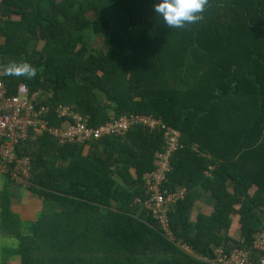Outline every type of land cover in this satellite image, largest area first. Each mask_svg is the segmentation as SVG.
<instances>
[{"label": "trees", "instance_id": "1", "mask_svg": "<svg viewBox=\"0 0 264 264\" xmlns=\"http://www.w3.org/2000/svg\"><path fill=\"white\" fill-rule=\"evenodd\" d=\"M158 2L4 0L3 65L26 61L38 71L2 78L9 94L25 83L39 105L71 106L92 126L144 114L177 129L182 147L163 187L187 189L169 213L178 241L201 255L249 248L264 231V0H209L205 20L184 29L156 16ZM89 31L105 36L106 54L89 47ZM38 40L42 49H30ZM207 60L210 77L200 73ZM195 75V88L163 91ZM164 145L162 131L143 127L88 144L58 147L48 134L28 142V188L56 205L25 224L0 189V233L19 240L3 250V264H202L168 240L146 208L136 213V198H147L144 175ZM200 186L217 203L211 215L194 217ZM234 224L239 240L228 234Z\"/></svg>", "mask_w": 264, "mask_h": 264}, {"label": "built area", "instance_id": "2", "mask_svg": "<svg viewBox=\"0 0 264 264\" xmlns=\"http://www.w3.org/2000/svg\"><path fill=\"white\" fill-rule=\"evenodd\" d=\"M4 0H0V26L6 20L1 12ZM0 65H3L0 56ZM7 84L0 75V176L8 177L15 185L29 187L32 176V156L25 152L30 141H37L48 134L58 147L88 144L105 136H124L133 127H143L151 131L164 133L163 150L156 153L155 164L144 175V187L147 198L137 197L136 201L146 208L148 215L154 218L162 234L175 242L188 255L202 264H264V231L258 233L251 247L215 248L209 255L196 253L184 241H178L173 230L170 210L178 200L185 198L186 187L175 191L163 187L172 170V156L182 147L181 134L153 115H122L98 126L89 123V117L76 113L71 106L60 105L51 108L41 104L38 92L31 93L25 83L16 87V92L9 94ZM55 120L57 124L52 121Z\"/></svg>", "mask_w": 264, "mask_h": 264}, {"label": "rangeland", "instance_id": "3", "mask_svg": "<svg viewBox=\"0 0 264 264\" xmlns=\"http://www.w3.org/2000/svg\"><path fill=\"white\" fill-rule=\"evenodd\" d=\"M209 13H210L209 9H205L204 14H203L204 18L202 21L205 20V18L208 16ZM89 33H90L89 34L90 36L88 38L89 47L93 50H97V51H100V52H103L106 54L108 52V50L110 49V45L108 44L105 36L103 34H96L93 31H89ZM33 43H34V41H32V45L30 46V49L35 47V48L40 50V49H42V46L44 45V41H42V40L36 41V43L34 45H33ZM200 68H202L201 73H204L205 70L207 69V67L204 68L202 66ZM41 100H42V98H41ZM103 100L105 101L104 98H103ZM207 174H209V172H207ZM0 189L2 190V196L4 197V202L7 201V204H10L11 210L13 212L19 213L22 222L25 224H29V222H31L35 218H37L39 211H41V210L48 211L51 209V207L53 205H55V202L42 203L33 194V192H31L30 188L20 187V186L14 185L13 183L7 181V177H5L4 175L0 176ZM140 206H141L140 208H142V209L144 208L142 205H140ZM236 219H238V217ZM236 226L237 225H235L231 229L232 232H231V230H230V232L232 233L233 238L235 237V238L239 239L241 237V232L239 229H236L237 228ZM181 241H183V240H181ZM18 244H19V240L16 236L11 235V234L0 233V264H3V262H2L3 250L5 248L6 249L15 248L18 246ZM182 251L184 253H186L184 250H182ZM13 262H14V264H16L19 261L16 258ZM8 264H12V263L10 262Z\"/></svg>", "mask_w": 264, "mask_h": 264}, {"label": "clouds", "instance_id": "4", "mask_svg": "<svg viewBox=\"0 0 264 264\" xmlns=\"http://www.w3.org/2000/svg\"><path fill=\"white\" fill-rule=\"evenodd\" d=\"M209 0H159L154 12L169 29H184L203 20L205 6ZM37 69L28 62H9L0 65V75L33 79Z\"/></svg>", "mask_w": 264, "mask_h": 264}, {"label": "crops", "instance_id": "5", "mask_svg": "<svg viewBox=\"0 0 264 264\" xmlns=\"http://www.w3.org/2000/svg\"><path fill=\"white\" fill-rule=\"evenodd\" d=\"M202 64V63H201ZM207 65L205 66V67H207V69L205 70V72L204 73H201L202 72V70H201V75H203V76H207V77H210V72H209V70H210V68H209V66H210V61L209 60H207V63H206ZM198 75H195V77H194V79L192 80V81H190L189 83H181V81L180 82H177V83H174V84H171V83H173V82H169V84H171L170 85V87L169 88H166V89H163V91H165V92H167V91H170V92H177L178 90H180V91H185V90H187V89H189L190 87H192V88H195L198 84H200V83H202V81L200 80V78L199 77H197ZM168 77H169V80H171L172 79V75H168ZM168 82V81H167ZM208 86V85H207ZM206 87V86H205ZM207 89L209 90V88L207 87ZM217 90V89H216ZM215 92H217V91H215ZM200 188V194L197 196V201H196V203L194 204V207H192V211H193V216L195 217V215L196 214H199V213H204V214H206V215H211L212 214V212L214 211V207H215V205H216V203H217V200L212 196V193H211V191L210 190H207L205 187H203V186H200L199 187ZM229 192H232V188H230L229 187V190H228ZM42 203H43V201H41ZM50 203V202H49ZM56 205V204H55ZM55 205H53L52 207H51V209L50 210H53L54 208H55ZM141 206H139L137 209H136V213L139 215V213H141V212H144L143 210L144 209H142V208H140ZM240 206L239 205H237V206H235V208H239ZM141 210V211H140ZM210 212V213H209ZM236 224H234V226H235ZM231 232H232V230H231ZM231 232H229L228 234L229 235H231L232 236V233ZM233 237V236H232ZM241 238V237H240ZM239 238V239H240ZM234 239H236V240H239V239H237V238H235L234 237ZM143 255H141L140 257H142Z\"/></svg>", "mask_w": 264, "mask_h": 264}]
</instances>
